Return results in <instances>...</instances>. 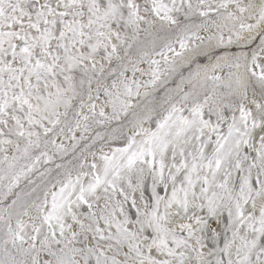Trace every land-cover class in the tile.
Segmentation results:
<instances>
[{
    "label": "snow or ice",
    "instance_id": "snow-or-ice-1",
    "mask_svg": "<svg viewBox=\"0 0 264 264\" xmlns=\"http://www.w3.org/2000/svg\"><path fill=\"white\" fill-rule=\"evenodd\" d=\"M0 264H264V0H0Z\"/></svg>",
    "mask_w": 264,
    "mask_h": 264
}]
</instances>
